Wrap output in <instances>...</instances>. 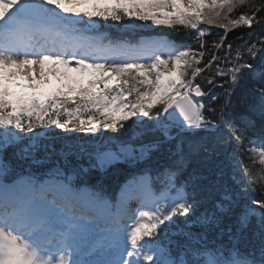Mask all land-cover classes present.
Returning a JSON list of instances; mask_svg holds the SVG:
<instances>
[{"label": "snow or ice", "instance_id": "6c2138e0", "mask_svg": "<svg viewBox=\"0 0 264 264\" xmlns=\"http://www.w3.org/2000/svg\"><path fill=\"white\" fill-rule=\"evenodd\" d=\"M245 3L246 0H0L3 135H13L7 131L10 127L25 131V117L27 132L50 125L68 131L77 130V126L83 132H94L99 127L117 130L124 126L121 121L137 117V127L144 129L137 135L159 134L141 144L140 157L144 158L182 133L215 132L217 139L234 141L235 151L247 153L249 160L260 166L257 174L245 166L247 186L255 190L257 182L264 181V41L245 43L254 63L241 62L242 52L237 51L235 61H226L224 68L217 65L215 75L229 84L223 102L220 94L212 91L214 78L207 79L208 90L195 83L200 74L221 59L211 52L210 58L203 60L207 30L198 28V24H216L225 29L226 36L237 25L251 29L264 22L257 16L260 8L230 18ZM133 16L170 28L181 25L192 29L201 51L194 52L190 46L172 47L164 59L161 47L166 45L104 47L82 39L77 27L85 18L119 21ZM225 36L212 48L219 50ZM114 55L127 59L113 60ZM73 61L75 67H70ZM228 63L232 66L228 67ZM137 77L143 91L132 83ZM247 78L253 85L237 105L231 97L241 86L240 81ZM53 81L58 85L54 91H42ZM122 86H127L128 91ZM133 93L135 99L130 100ZM202 97H207V102H201ZM157 106L161 110L153 112ZM238 106L258 111L262 118L258 136H248L255 122L238 115ZM217 115L230 135L222 134L220 125L211 119ZM139 118H148L152 123L145 125ZM173 130L177 136L172 135ZM6 147V142L0 144V152ZM175 147L174 158L161 173L165 178L164 192L142 202L131 224L122 222L123 210L113 213L99 196L71 193L67 186L50 191L32 180L0 183V264H264V198H249L246 191L240 197L226 188L218 202L196 215L199 202L190 203L184 186L176 184L185 156L182 142ZM122 151L132 155L135 150L126 145ZM149 180L141 178L138 187L149 192ZM173 191L175 196L165 194ZM241 199L247 202L241 205ZM238 207L235 232L232 226L225 231V217ZM190 215L195 216L191 222ZM177 216L185 218L182 223L188 231L183 233V243L173 247L171 240L164 241L170 222ZM253 219L252 238L242 250V237ZM98 224L103 227L94 234L90 226ZM196 226L202 231H191ZM225 234L226 242H216L217 236Z\"/></svg>", "mask_w": 264, "mask_h": 264}, {"label": "trees", "instance_id": "16d2710c", "mask_svg": "<svg viewBox=\"0 0 264 264\" xmlns=\"http://www.w3.org/2000/svg\"><path fill=\"white\" fill-rule=\"evenodd\" d=\"M254 8H260L257 16L264 18V0H246L244 6L237 7L230 18L236 19L239 14L251 12ZM80 24L83 26L95 25L97 30L102 31L106 41L118 45L124 42H137L142 37L153 38L156 36L166 37L174 47L190 46L194 52L201 51L193 30L185 29L181 25L170 28L165 24H154L150 20H137L134 16L119 21L104 20L99 17H94L92 21H88L85 18ZM198 28L209 29L203 37L204 50L206 51L203 60L206 62L210 58L211 52H216L221 59L214 63L211 70L200 74L195 83L199 84L203 90H208L210 86L207 79L209 77L214 78L216 83L215 86H212V91L219 93L221 102H223V93L229 84L225 83V78L215 75L217 65L224 68L226 61H235L237 51L242 52L241 62L254 63L248 55L245 43L264 41V22L254 24L251 29L244 25H237L234 29L228 30L226 36L225 29L216 24L201 23L198 24ZM222 36H225L223 46L219 50L212 48L213 43L220 42ZM229 44L232 46L231 49L228 48ZM199 66L203 67L204 65L202 63ZM227 66L231 67L232 65L228 63ZM243 71L247 72L248 70ZM139 79L140 77H137V80L132 81V83H136L137 87L143 91V86L138 83ZM221 85L223 87H220ZM240 85L236 89V94L231 97L233 103L237 105H239L244 92L252 87L253 81L250 78L242 79ZM129 98L134 100L135 93ZM250 99L251 97H249ZM202 102H207V97H204ZM68 107L73 106L69 105ZM160 110V106H157L153 112ZM217 112H219V107H217ZM236 112L238 115L247 116L255 122V127L248 133V136H258L262 122L258 111L251 112L238 106ZM205 114L207 115V109H205ZM64 118L61 116L62 120ZM211 119L215 124L220 125L222 134L230 135L227 133V129H223L219 115L211 117ZM143 121L145 125L152 123L148 118ZM23 122L25 124V131L23 132L10 127L7 131L13 135L5 137L3 135L5 130H0V144L7 143V147L0 152V179L6 183L14 182L18 178L30 179L40 183L50 179V177H55L59 180H65L72 188L78 190L88 188L92 195L102 199L110 197L113 205H115L119 197L117 196L118 192L124 185L138 179L144 173H150V182L153 184L156 196H159L165 184V178L161 173L169 166L170 160L174 158L175 145L182 142L185 165L178 174L176 184L177 187L184 186L190 203L193 200L199 202L196 206V215L203 212L206 207L210 208L212 204L218 202L220 193L226 188L234 190L240 197H243L246 191L249 198H264V181H258L255 190H253L252 186H247L249 178L244 175L246 165L254 174H257V169L260 166L253 164L247 153L235 151L234 141L228 143L225 140L217 139L218 134L215 132H201L198 135L182 133L176 140L167 141L160 146L159 150L152 151L144 164L129 166L115 163L105 172H100L94 168L99 151H104V149L118 150L125 145L136 147V145L147 144L159 134L149 132L142 137L137 135L144 129L143 126L137 127V120L132 118L121 121L124 126L117 130L99 127L94 132L80 131L78 126L75 131H68L56 128L54 125L45 128L36 127L33 132H27L28 118L25 117ZM237 122L240 123L239 120ZM42 130L44 131L43 135L38 137L33 135ZM246 202L245 199L240 200L241 205ZM239 211L240 208L238 207L234 213L225 217V231H227L228 226H232V230L235 232V216ZM184 219L181 216L173 218L174 222L169 224L168 237L164 241L165 243L171 240L173 247L176 243H183V233L188 231L183 226ZM194 219L195 216H189V222ZM254 225L255 219L242 237V250L244 244L252 238ZM191 231L200 232L202 230L196 226ZM221 240L226 242L227 235L216 237V242Z\"/></svg>", "mask_w": 264, "mask_h": 264}, {"label": "rangeland", "instance_id": "374dc122", "mask_svg": "<svg viewBox=\"0 0 264 264\" xmlns=\"http://www.w3.org/2000/svg\"><path fill=\"white\" fill-rule=\"evenodd\" d=\"M79 33H80L81 38L84 39V40H86V41H89V42H91V43H94V44H97V45H101V46H104V47H111V48L116 49V47L113 46V45L103 44V43L100 41L102 34L99 33V32H96V30L91 31V30L84 29L82 32H79ZM156 42H157V43H162V42H164V40H161V41L156 40V39H153L152 41H149V40H142V42H140V44H137V45L132 44V46H130V45H125V46H123V47H121V48L138 47V46H140V45H144V44H152V43H156ZM169 44H170V43H169ZM170 46H171V45H170ZM171 47H172V46H171ZM117 49H119V48H117ZM162 58L165 59V57H164L163 55H162ZM70 59H71V58H70ZM111 59H113V60H117V61H121V60H125V59H127V57H126V56H122V55H114V56L111 57ZM70 67H75V63H74V61L71 63ZM57 87H58V85L56 84L55 81H53L52 84L48 85L45 89L43 88L42 91H44V92H50L51 89H53V88H57ZM100 87L102 88L103 85H100ZM113 87H115V85H113ZM133 118L136 119V120H138L137 117H133ZM139 120H143V118H139ZM105 156H107V157H109V158L111 157V156L109 155V152H105V151H104V153H102V154H100V155L98 156V158H97V164H98L99 168H102V167H104V166L110 165V164L114 161L113 158H112V159H113L112 161L104 160V157H105ZM23 182H24V181H23ZM21 183H22V182H21ZM18 184H20V183H18ZM60 186H63V185H61L60 183H57V182L53 181V182H51V185H50L48 188H49L50 191H51V190H58ZM46 189H47V188H46ZM77 194H86V192H85V191H84V192H79V193H77ZM126 194H127V193H126ZM86 195H87V194H86ZM124 197H126V196L123 195V198L120 199V203H119V205L117 206V207H118L117 212H118V211H121V210H122V207L124 208V205H125V204H123ZM137 209H138V208H136L135 210L133 209V210H131V211H128L127 214H126L124 217H122V222H126L127 224H131V223L133 222V220L131 219V217L134 216V214H136ZM117 212H116V213H117ZM83 223H84L85 225H88V221H83ZM90 227H91L93 233L96 234V233L99 232V230L101 229L102 225H101V226H100V225H99V226H97V225H96V226H95V225H92V226H90Z\"/></svg>", "mask_w": 264, "mask_h": 264}, {"label": "bare ground", "instance_id": "6f19581e", "mask_svg": "<svg viewBox=\"0 0 264 264\" xmlns=\"http://www.w3.org/2000/svg\"><path fill=\"white\" fill-rule=\"evenodd\" d=\"M156 44L159 46V45H166V47H161V52L163 53V56L165 57V59L167 58V51H169L170 50V45L167 43V42H162V43H157L156 42ZM47 86H45L44 87V89L46 88ZM139 184V183H138ZM135 193L137 194V195H141V197H139V200L140 201H143V202H146L147 200H148V195H147V192H144V191H142L139 187H138V185L136 186V188H135ZM129 196V195H128ZM129 198H130V196H129ZM129 198L126 200V202H125V206H124V209H123V211H126L127 210V205H128V203H129Z\"/></svg>", "mask_w": 264, "mask_h": 264}, {"label": "water", "instance_id": "95a60500", "mask_svg": "<svg viewBox=\"0 0 264 264\" xmlns=\"http://www.w3.org/2000/svg\"><path fill=\"white\" fill-rule=\"evenodd\" d=\"M169 111H172V110L170 109ZM177 115H178V113H177Z\"/></svg>", "mask_w": 264, "mask_h": 264}]
</instances>
